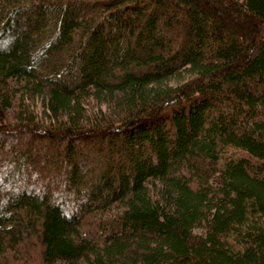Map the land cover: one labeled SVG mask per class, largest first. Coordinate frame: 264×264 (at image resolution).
<instances>
[{
    "label": "trees",
    "instance_id": "trees-1",
    "mask_svg": "<svg viewBox=\"0 0 264 264\" xmlns=\"http://www.w3.org/2000/svg\"><path fill=\"white\" fill-rule=\"evenodd\" d=\"M0 264H264V0H0Z\"/></svg>",
    "mask_w": 264,
    "mask_h": 264
},
{
    "label": "rangeland",
    "instance_id": "rangeland-1",
    "mask_svg": "<svg viewBox=\"0 0 264 264\" xmlns=\"http://www.w3.org/2000/svg\"><path fill=\"white\" fill-rule=\"evenodd\" d=\"M225 156L236 157L238 156V149L228 148L225 152Z\"/></svg>",
    "mask_w": 264,
    "mask_h": 264
}]
</instances>
